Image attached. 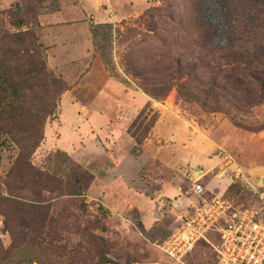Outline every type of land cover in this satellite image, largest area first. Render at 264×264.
Listing matches in <instances>:
<instances>
[{
	"label": "rangeland",
	"instance_id": "rangeland-1",
	"mask_svg": "<svg viewBox=\"0 0 264 264\" xmlns=\"http://www.w3.org/2000/svg\"><path fill=\"white\" fill-rule=\"evenodd\" d=\"M94 1L85 2L91 14L83 15L72 11L83 9L76 0H0V29L25 33L16 23L28 22L44 49L36 59L67 86L55 111L43 118L41 142L26 159L19 158L10 135L0 134V203H39L49 215L44 233L36 237L21 214L7 210L11 226L19 231L6 264L23 259L66 264L73 257L81 264H98V251L118 264H169L159 245L175 232L181 214L190 213L196 200L190 191L193 178L200 179L206 195L223 196L236 209L256 210L262 204L235 174L239 169L253 184L264 175V94L251 78L264 68V59L259 65L230 52L264 45V0ZM78 18L90 29L88 56L73 64L49 63L43 28ZM7 48H14L9 40ZM34 57L7 51L12 79L25 75ZM163 114L162 140L190 135L207 145L202 154L208 164L199 177L185 160L177 170L151 158L161 157L160 152L145 144ZM19 119L14 131L27 128L25 118L17 124ZM125 155L134 157L120 164L128 189L113 182V166ZM226 155L230 163L222 160ZM98 183L133 205L112 207L128 220L122 227L120 217L109 218L108 208L94 199ZM160 188L168 202L156 203L148 212L146 203ZM105 203L109 207L112 200ZM90 236L98 239L99 250ZM207 237L212 243L218 240L212 231ZM0 241L3 248L11 243L1 214ZM213 258L208 246H199L186 263L210 264Z\"/></svg>",
	"mask_w": 264,
	"mask_h": 264
},
{
	"label": "trees",
	"instance_id": "trees-1",
	"mask_svg": "<svg viewBox=\"0 0 264 264\" xmlns=\"http://www.w3.org/2000/svg\"><path fill=\"white\" fill-rule=\"evenodd\" d=\"M34 18L36 21L37 17L35 16ZM16 27L17 29L25 27V33L17 32L9 34L0 29V134L5 133L14 139L15 144L20 149L19 158L24 160L35 151L41 142L42 120L55 111L57 102L60 96L67 90V86L61 79L55 77L39 58L36 59L37 55L44 49L40 46L33 33L30 32L28 22L24 19H18ZM207 27V29L210 30L209 33H215L214 28H211L209 25ZM8 40L14 45V48H7ZM231 47L232 46H230V48ZM7 51L13 55L30 54L34 57L33 54H36L34 57L36 61L31 63V68L28 69L25 75L12 79L5 62V54ZM230 53H234L233 55L240 60L250 59L258 61L259 65H263L259 60L264 59V45L258 49L255 48L253 51L243 49ZM130 70H132L134 74L140 75L133 67H130ZM251 78L260 86L261 91L259 93L264 94V68L262 70H256ZM262 96L263 95H260V99L258 100H261ZM18 115L20 119L17 124H19L22 118H25L27 128L14 131L16 128L15 118ZM140 142H142V140H140ZM29 169L31 168L29 167ZM79 184H81V182ZM4 205L5 203H0V214L5 218L6 231L9 233L11 243L7 248H3L0 241V264H6L9 261L10 251L16 245L15 236L19 231L11 226L8 219V209H13L14 213L21 214L22 221L27 225V231L33 233L36 237H40L44 233L45 227L46 225L48 226L49 222V215L46 207H43L39 203L11 202ZM3 206L5 209H3ZM90 238L91 243L96 247V251L99 250L98 244L95 242L97 238L92 236H90ZM95 256L98 260V264H118L99 251ZM23 260L24 261H21L20 264H42L30 259ZM66 264L81 263H78L73 257Z\"/></svg>",
	"mask_w": 264,
	"mask_h": 264
},
{
	"label": "built area",
	"instance_id": "built-area-1",
	"mask_svg": "<svg viewBox=\"0 0 264 264\" xmlns=\"http://www.w3.org/2000/svg\"><path fill=\"white\" fill-rule=\"evenodd\" d=\"M222 160L231 162L227 155ZM235 176L258 195L261 206L256 210L236 209L223 196L206 195L200 179H192L190 191L196 200L190 205L191 211L181 214L175 232L159 245L169 264H187L186 259L199 246L209 247L214 256L210 264H264V186L250 182L239 169ZM210 231L217 233V242L208 239Z\"/></svg>",
	"mask_w": 264,
	"mask_h": 264
},
{
	"label": "crops",
	"instance_id": "crops-1",
	"mask_svg": "<svg viewBox=\"0 0 264 264\" xmlns=\"http://www.w3.org/2000/svg\"><path fill=\"white\" fill-rule=\"evenodd\" d=\"M89 1V5L91 4V2H95L94 0H76L78 5H80L84 10L76 8L72 10L74 14H78V11H80V13L83 15L85 12L88 13L89 11H87L86 9L85 2L88 5ZM101 1L104 2V0ZM89 14L91 13L89 12ZM52 19L54 21L57 20V14L54 15ZM82 19L83 18H78L72 20V22H65L58 25H54L55 23H53V26L43 28L41 41L47 49L49 63L56 65L73 64L76 62H81L88 56L91 49L90 29L88 24L86 22H83ZM163 120L164 114L159 117L153 128V134H151L150 139L148 140L149 142L145 144H152L160 152L161 157L154 158L153 156L151 158L156 159L162 165H166L177 170L179 169V166H181V160H185L184 164L187 168H189V171H192V169H195L197 167L202 169L204 173L203 165L206 166L208 163L204 161V155L202 154V151L204 152L206 150L207 145L205 143L200 145V142L197 141L198 138L195 136L191 137L190 135L185 136L184 138L178 137V135L176 137H171L172 135H170L169 137L162 140L159 135V131L161 126L164 125ZM170 131H172L171 128H168L167 132L169 133ZM188 133L191 134L192 131L188 129ZM155 143H159V145L156 146ZM182 151H187V156H183ZM104 152L106 153V151ZM106 155L109 156L108 154ZM129 158L134 157L132 155L121 156V158H118L115 166H113V170H115V172L117 173L116 179H113V182L116 184H121V186L125 189H128L130 186L127 183L124 184L125 181H129V179L125 177V172L123 170H120V164L124 160H126V162L128 163ZM131 179L132 177L130 178V181ZM95 181L97 182L100 180L96 178ZM96 188L99 189L100 192L99 194H97L98 196L94 197V199H98V201H100V204L108 208L110 215L109 218L118 215L120 217L118 223L122 227L124 225V221L128 220L123 217V215L121 214L122 212L119 213L117 209L115 211V209H113L112 207L119 208V206H126L127 209H130L133 205L131 203H123V198H121L122 196L114 198L113 195L115 194V192L113 190L109 191L108 186L104 183H98ZM159 190V193H155L152 198L148 199V202L146 203V207L148 206V212L149 208L156 203L168 202V197L164 193V190H162L161 188ZM108 196H110V198ZM110 200H112V203H110ZM105 202H108L111 205H109L108 207V204L106 205ZM148 212H146L145 214V220H149L147 215ZM143 223H145V221H143Z\"/></svg>",
	"mask_w": 264,
	"mask_h": 264
},
{
	"label": "water",
	"instance_id": "water-1",
	"mask_svg": "<svg viewBox=\"0 0 264 264\" xmlns=\"http://www.w3.org/2000/svg\"><path fill=\"white\" fill-rule=\"evenodd\" d=\"M191 173L194 177H199L200 175H202L203 171L202 169L196 167L195 169H192ZM193 179H197V178H193ZM257 180H258L257 184L259 186L261 187L264 186V175H260Z\"/></svg>",
	"mask_w": 264,
	"mask_h": 264
}]
</instances>
